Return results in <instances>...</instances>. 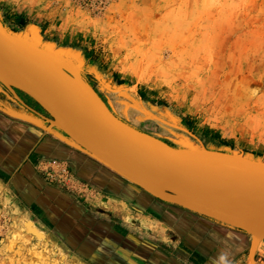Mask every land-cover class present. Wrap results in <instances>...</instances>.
Segmentation results:
<instances>
[{
  "label": "rangeland",
  "instance_id": "1",
  "mask_svg": "<svg viewBox=\"0 0 264 264\" xmlns=\"http://www.w3.org/2000/svg\"><path fill=\"white\" fill-rule=\"evenodd\" d=\"M0 18L35 43L74 53L92 68L84 69L92 86L139 114L134 125L168 133L173 145L264 158V0H0ZM249 257L264 264V239L235 264ZM0 264L91 263L0 186Z\"/></svg>",
  "mask_w": 264,
  "mask_h": 264
},
{
  "label": "water",
  "instance_id": "2",
  "mask_svg": "<svg viewBox=\"0 0 264 264\" xmlns=\"http://www.w3.org/2000/svg\"><path fill=\"white\" fill-rule=\"evenodd\" d=\"M84 69L92 71L74 53L35 43L0 18L1 111L57 136L160 202L242 232L252 255L264 239V158L170 144L119 117Z\"/></svg>",
  "mask_w": 264,
  "mask_h": 264
},
{
  "label": "crops",
  "instance_id": "3",
  "mask_svg": "<svg viewBox=\"0 0 264 264\" xmlns=\"http://www.w3.org/2000/svg\"><path fill=\"white\" fill-rule=\"evenodd\" d=\"M0 186L91 264H235L249 248L242 232L160 202L90 155L1 110Z\"/></svg>",
  "mask_w": 264,
  "mask_h": 264
},
{
  "label": "flooded vegetation",
  "instance_id": "4",
  "mask_svg": "<svg viewBox=\"0 0 264 264\" xmlns=\"http://www.w3.org/2000/svg\"><path fill=\"white\" fill-rule=\"evenodd\" d=\"M90 83L91 81L88 80ZM107 81V79H106ZM110 85L113 89H118V84L115 83L113 80L110 81ZM106 86V84H104ZM95 90L99 93V95L102 97V99L109 105V107L114 110L119 117L122 119L128 121V122H134L135 120H142L139 116V114L133 110L130 109L129 105L124 102L122 99H118V96L113 91H108L106 89H103L102 87L94 86ZM107 87V86H106ZM34 107V106H33ZM133 124V123H132ZM145 130V129H144ZM156 136L162 138L166 142L170 143V140L172 139L168 133H158ZM170 137V138H169Z\"/></svg>",
  "mask_w": 264,
  "mask_h": 264
},
{
  "label": "bare ground",
  "instance_id": "5",
  "mask_svg": "<svg viewBox=\"0 0 264 264\" xmlns=\"http://www.w3.org/2000/svg\"><path fill=\"white\" fill-rule=\"evenodd\" d=\"M29 224H31V223H29ZM29 224H27V225L29 226V229L32 230V231H34L35 229H34L32 226H30ZM35 231H36V230H35ZM39 235H40V234H39ZM41 235H42V234H41ZM260 241H261V239L258 240L256 246L254 247V252H252V254H253V253H254V254L256 253V249H257V247H258ZM248 261H249V264H254V259H253L252 257H249V258H248Z\"/></svg>",
  "mask_w": 264,
  "mask_h": 264
}]
</instances>
